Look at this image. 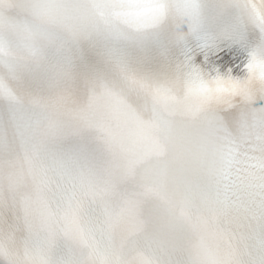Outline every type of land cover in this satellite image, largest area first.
I'll return each mask as SVG.
<instances>
[{
  "label": "snow or ice",
  "instance_id": "1",
  "mask_svg": "<svg viewBox=\"0 0 264 264\" xmlns=\"http://www.w3.org/2000/svg\"><path fill=\"white\" fill-rule=\"evenodd\" d=\"M250 26L247 79L192 64ZM262 40L264 0H0V264H264Z\"/></svg>",
  "mask_w": 264,
  "mask_h": 264
},
{
  "label": "clouds",
  "instance_id": "2",
  "mask_svg": "<svg viewBox=\"0 0 264 264\" xmlns=\"http://www.w3.org/2000/svg\"><path fill=\"white\" fill-rule=\"evenodd\" d=\"M256 51L258 56L264 57V40L259 43Z\"/></svg>",
  "mask_w": 264,
  "mask_h": 264
}]
</instances>
